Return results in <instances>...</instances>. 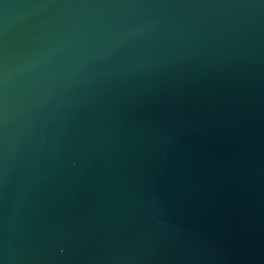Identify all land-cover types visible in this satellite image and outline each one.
Segmentation results:
<instances>
[{"label":"water","instance_id":"obj_1","mask_svg":"<svg viewBox=\"0 0 264 264\" xmlns=\"http://www.w3.org/2000/svg\"><path fill=\"white\" fill-rule=\"evenodd\" d=\"M0 264H264V0H0Z\"/></svg>","mask_w":264,"mask_h":264}]
</instances>
